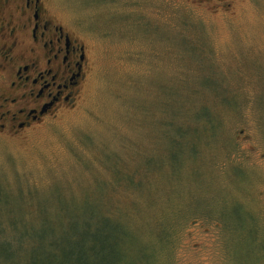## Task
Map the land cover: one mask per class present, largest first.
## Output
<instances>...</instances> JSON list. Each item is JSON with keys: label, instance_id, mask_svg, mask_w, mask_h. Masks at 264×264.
<instances>
[{"label": "rangeland", "instance_id": "374dc122", "mask_svg": "<svg viewBox=\"0 0 264 264\" xmlns=\"http://www.w3.org/2000/svg\"><path fill=\"white\" fill-rule=\"evenodd\" d=\"M44 3L85 80L72 107L0 131L3 236L12 212L100 211L137 239L119 264H264V0Z\"/></svg>", "mask_w": 264, "mask_h": 264}, {"label": "flooded vegetation", "instance_id": "af4514ba", "mask_svg": "<svg viewBox=\"0 0 264 264\" xmlns=\"http://www.w3.org/2000/svg\"><path fill=\"white\" fill-rule=\"evenodd\" d=\"M229 9L232 0H198ZM44 0H0V131L26 130L72 107L85 80L84 45Z\"/></svg>", "mask_w": 264, "mask_h": 264}, {"label": "trees", "instance_id": "16d2710c", "mask_svg": "<svg viewBox=\"0 0 264 264\" xmlns=\"http://www.w3.org/2000/svg\"><path fill=\"white\" fill-rule=\"evenodd\" d=\"M31 217L12 212L8 237L0 229L1 264H119L125 244L137 240L119 220L100 211L60 220Z\"/></svg>", "mask_w": 264, "mask_h": 264}]
</instances>
